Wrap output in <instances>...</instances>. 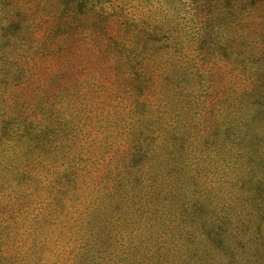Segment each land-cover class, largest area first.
I'll return each mask as SVG.
<instances>
[{"label":"trees","instance_id":"trees-1","mask_svg":"<svg viewBox=\"0 0 264 264\" xmlns=\"http://www.w3.org/2000/svg\"><path fill=\"white\" fill-rule=\"evenodd\" d=\"M166 1L157 3V7L162 8ZM103 2L0 0V99L5 95L3 98L10 101L6 116L1 114L0 108V142L13 149L16 156L0 162V264H53L47 259L39 263L41 259L33 252H29L31 260L22 257L23 263L21 257H8L20 244L8 243L11 236L4 237L2 229L9 228L8 232L12 230L13 235L25 236L30 240L27 246L35 249V238H39L43 245L52 240V245L56 246L62 238L61 231L73 234V225L76 224L81 240L76 243L74 253H70L72 257L67 258L69 264H188L184 260L192 256H197L193 264H214L212 257H207V252L211 251L198 248L195 241L209 243L215 251H219L220 246L224 249L222 244L227 241L225 249L231 250L227 256L236 257L245 243H253L254 235L249 232L254 226L264 232V199L256 196L254 185L250 187V182L256 181L260 173L254 157L264 162V156L257 155L263 151L262 148L250 150L245 147L250 141L247 133L254 128L251 125L264 115V67L249 74L253 60L232 56L231 62L238 67L245 83L234 98L236 102L223 100V97L217 100L220 97H214V90L207 89L210 85H203L200 80L198 83L191 71H188L191 76L187 73L184 78L185 71H182L178 83L173 79L169 82L166 73L174 68V59L169 61L164 53L168 50L162 54L156 41L152 40L153 44L148 45L149 39L146 38L152 37L153 29L162 19L157 18L156 23H137L130 19L134 22L130 25L126 23V15L125 21L122 15H104L106 11L100 9ZM200 3L204 6V13L198 17ZM191 4L195 7L190 27L195 40L193 48L201 47L210 55L221 56L218 58L221 60L230 53L229 49L238 47L241 40L242 46L252 42L255 54L259 55L264 66V31L260 30L264 29V0H196ZM210 12V16L206 15ZM247 18L254 20V24L251 30L245 31L247 27L241 26L240 21ZM77 29L86 31L83 34L91 39L99 40L95 50L97 58L106 55L111 61L113 75L109 91L101 93L96 89L99 80L88 82L87 88L82 87L83 82L77 88L80 83L74 79L75 84L69 85L62 76V69L51 72L43 81L36 73L33 77L30 74L31 80L29 72L23 80L16 81L27 72L22 69L21 62L29 64L33 55L37 56V61L65 58L68 46L76 43V34L82 33H75ZM252 30L254 38L250 33ZM214 34L218 36L213 43ZM143 56L149 57L151 65L159 64L161 71L165 72L158 88L153 89V99L148 102L140 94L138 80L139 61ZM37 61L32 62L34 67ZM37 69L33 68V72ZM116 82H120V88ZM12 84L16 85L15 91L27 88L30 99H35L36 108L37 99L45 96L43 86L52 90V97L63 98L61 106L73 104L79 93L83 96L88 93L84 98L87 95L94 98L95 108L104 103L103 97L110 102L124 94L126 104L110 112V116L114 115L107 123L109 143L99 145L96 162L87 164L95 166L91 173L93 186L88 193L81 195V199L67 194L78 188L87 190V181L82 177L88 176L90 170L81 171L68 151V146L77 137V123L56 119L55 115L40 107V115H35L37 120L15 117L22 109L15 92L6 91L9 85L14 87ZM155 91L160 92L159 99L155 97ZM35 93L41 96L34 97ZM181 93L183 95L179 97ZM212 104L214 107L209 108ZM241 106L246 108V116L239 115ZM187 109H193L194 117L193 111L190 117ZM33 112L34 108L30 109L29 113ZM101 118L98 116L93 121L96 130ZM115 131V134L111 133ZM24 134H33L29 145L24 151L14 152ZM116 134L122 144L113 147L111 137ZM221 149L229 156L226 162L218 156ZM242 149L249 152L242 153ZM105 151L107 155L103 157ZM245 163H249V167L245 168ZM200 164L203 168L193 171ZM241 166L244 172H241ZM39 171L46 172L43 185L49 188L44 195H37L38 189L31 197L29 189H21L22 178L24 174L35 175ZM182 181L185 185L181 184ZM10 187L21 192L14 195ZM5 188H10L9 194L2 193ZM233 188L237 189L236 193L232 192ZM259 210H263L262 216L258 215L257 220L252 221ZM81 212L83 219L73 224L76 221L74 216ZM173 220L176 221L172 223ZM159 227L162 231L158 233ZM126 228L143 231V239L139 241L137 235L125 236ZM174 230L182 234L169 235ZM147 241L149 244L143 245ZM226 263L237 264V261L228 259Z\"/></svg>","mask_w":264,"mask_h":264},{"label":"rangeland","instance_id":"rangeland-1","mask_svg":"<svg viewBox=\"0 0 264 264\" xmlns=\"http://www.w3.org/2000/svg\"><path fill=\"white\" fill-rule=\"evenodd\" d=\"M162 1L163 0H104L103 3H100L103 6H100L101 8L100 7L99 8L102 9L101 11H106L104 15H108V16L122 15L123 21H125L124 16L126 15L127 17L126 23H130V25H134V22H130V19L134 20L137 23H140V21L147 23H152L154 21L153 23H156L157 18L162 19L157 23V26L153 29L154 34L152 35V37L146 36V38L149 39L148 45L153 44L152 40H155L156 45L162 48V54L165 50H168L164 53L169 58V61H172L174 59V63H173L174 70L171 67V69H169L168 71L170 73H166L168 78L170 79L169 82L171 81V79H173L172 81H174V83H178L179 80L181 79L179 78L180 77L179 74H182V71L183 72L185 71V76H183V78L188 76L187 75L188 71H191L192 76L193 74H194L193 77L196 76L198 83L200 80L203 85H207V86L210 85V87H207V89L211 88L212 90H214L213 91L215 93L214 97L215 98L220 97L217 98V100H220L223 97V100L235 101L234 98L240 92L241 88H243L245 83L241 78L242 74H240V72L238 71V67L231 62L232 56L234 55L233 57H236L237 59L238 58L242 59L243 57L250 61L253 60L251 62L252 66L249 69V74H254L253 72L256 71H261L264 67L262 61H260L259 55L257 56L255 54L256 49L252 46V42L250 44L242 46L243 42L241 40L240 45L234 49H229L230 53L226 52L228 54L222 56L221 60L218 59L221 56L210 55L209 53L205 52V50L201 47L200 49L197 47L193 48L192 42L194 43L195 40L193 39L194 35L193 37L191 35L193 34V32H191L192 29L190 27L193 24L192 17L193 15H195V13L193 12L195 7L192 6L191 2L196 3V0H167L166 3H162V8L157 7V3ZM97 2L95 3V5H97ZM200 5H202V3H200ZM205 12H207V10ZM203 13H204V6L202 5V7L198 9L196 15L198 17H201ZM206 15L210 16L211 12ZM163 18H167V19H163ZM171 20L174 21V23ZM243 20L244 21H240V25L243 27H247V29H244L245 31L248 29L251 30L250 28H252L254 24V20L248 18ZM95 26L96 25H93L92 27ZM142 29L143 28H140L139 31H142ZM260 30L264 31L263 28H260ZM78 31L82 33L76 34L78 37L76 43L68 46L69 52L65 58L59 59L57 61L44 58V59H38L37 61V56L33 55L32 58H29L30 61L29 64L21 62L22 69L26 70L27 72H24L22 77L20 79H17L16 81L19 82L21 81V79L23 80L28 72H29L28 73L29 78H31L30 77L31 75L33 77L34 74L36 73V75L40 77L43 81L50 77L51 72L56 71V69H62L64 72L62 76H64L65 80H68L67 82L69 83V85H72L74 83V81L72 80L74 79V80H78L77 82L80 83L77 86V88L81 86L82 82H83L82 87L87 88L88 82L99 80V84L96 87V89L99 90V92L101 93L107 90L109 91V89L111 88L109 83H111L112 75H113V72L110 68V65L112 64L111 61L106 55H102L100 59L99 57L97 58L98 54H96L95 50L97 49L96 43H98L99 40L93 37L92 36L93 34L90 33V35L94 39V42H89L90 40L93 39H91L88 35L83 34L86 33V31L77 29L75 33ZM237 31L240 32L242 30H237ZM101 32L102 30L98 28V33ZM252 32L253 30L250 31V33ZM105 33H108V30H106ZM148 33H150V31H148ZM217 36L218 34H214L213 43H214V39ZM252 36L254 38L253 33ZM156 37L158 38L156 39ZM160 41L167 43L169 46L163 45L162 43H160ZM221 42H223V39L221 40ZM137 44L139 45V35H138ZM59 47L63 48L64 45H60ZM167 47L170 48L168 49ZM54 48L56 47L54 46ZM224 48L226 49V47ZM216 52H219V50ZM246 55H248V57H245ZM148 58H149L148 56H143L139 61L141 68L138 75L139 76L138 80L140 84L139 85L140 94L144 95L145 102H148V100L153 99L154 97L153 89L158 88V86L161 83L160 77H162L161 75L165 73L161 71V67L159 64L151 65V63L148 61ZM33 61H37L35 62L37 63L35 67L34 64L32 65ZM170 63L172 64V62ZM38 66L39 68L37 69ZM33 68L37 69V71L33 72ZM189 75L191 76V74ZM84 79H86V81ZM31 80L33 79L31 78ZM114 83H115V79H114ZM116 83H118V88H120L119 85L120 82H116ZM89 85L91 86L92 89L94 88L93 84H89ZM13 86H14L13 88L11 87V85L6 87V91L8 93L15 92L20 108L22 109L21 113H17L15 117L20 119L21 118L25 119L28 117L27 119L29 120H31V118L34 117L35 120H37L35 115H40L38 109L45 108L47 112L55 115L56 119H60V120L68 119L70 122L77 123V130L75 131L77 137L76 140L72 141L71 142L72 144L68 146L69 149L68 151L73 154L72 161L78 163V165L81 167L80 168L81 171H83L82 169H90V170L88 176L85 175L82 177L84 181H87V190H81V188H78L76 190L68 191L67 194L72 198L79 196L81 199L82 198L81 195L88 193L91 187L93 186L92 184L93 176L91 173H93V169L95 166L94 164L93 165H87V164L88 162L91 161L96 162L97 156L95 155V153H99L97 147L109 141V136H106L107 133H110V131L107 129L108 128L107 123L109 118L114 115L113 114L110 116V112H113L115 108L122 107L123 105L126 104V101H124L125 99L124 94L119 95V97L117 96L114 101H110V102H107L108 99L106 101V98L103 97L104 103L101 104L99 108H95L96 102L94 98H88V95L87 98H84V96L88 93H84V96L79 93L77 94V97H74L75 102L73 104H69L68 106H65L64 104L63 107L61 106L63 98L60 96L52 97L51 96V94L53 93L52 90L46 86H43L42 88H44L46 91L44 93L45 96L37 99L38 104L36 108L34 105L35 99H30V97L28 96L27 88L25 89L24 87H22L20 88V91L18 90L15 91L16 85ZM31 86L33 87L34 90L35 86L33 83L31 84ZM245 87H247V85ZM148 90L149 92H152V95H150L149 92L145 93ZM37 95L41 96V94L35 93L34 97H37ZM160 95L161 94L159 91H155V97L157 99H159ZM182 95L183 93L179 94V97H181ZM1 99H0V108L2 109L1 114L3 116H6L9 113L10 101L7 97L3 98L2 100ZM237 103H239V101H237ZM215 104H212L208 107L213 108ZM32 108H34V112H33L34 114L29 113L30 109ZM243 108L244 107L241 106V108L239 109V115L246 116L247 110L246 108L244 109ZM262 109L263 108H259V110ZM186 111L189 114V116L192 117L191 112L193 111V109H187ZM14 113L16 114V112ZM100 115H103V118H101ZM8 116H10V114ZM98 116L99 118H101V120H99L100 122H98L100 123L99 129L96 130L95 129L96 123L94 124L93 121L97 119ZM193 117H194V111H193ZM193 119L196 120L195 118ZM251 126L254 128L249 129L250 132L247 133L250 135V141L247 145H245V147L249 148L250 150L262 148L263 153L257 155L264 156V147H263L264 115L258 117L257 120L255 121V124L253 123ZM109 128L112 127L109 126ZM123 130L124 128L121 131ZM117 131L119 132V129ZM111 133L115 134L116 131ZM32 135L33 134L22 135V137L19 138V142L17 143L18 146L17 149L15 150L14 148V152L24 151L27 148V145H29ZM239 137L242 140L240 135ZM111 142L113 143V147H117L122 144L121 143L122 141L119 140L117 134L112 135ZM2 149H4L5 151H2ZM12 151L13 149L8 148L6 145H3L0 142V162H5L6 160L12 158L15 159L16 156L14 153H12ZM234 151L235 150L233 149V152ZM246 152H249V150L242 149V153H246ZM106 153H107L106 151L103 152L102 156L103 157L106 156L107 155ZM218 156L219 157L222 156L224 162H226L227 159H229L228 158L229 156L224 154L222 152V149L218 152ZM252 157H254V155ZM254 162H255V167L259 170L260 173L257 175L256 181L250 182V187L254 185V188L257 189L256 196L260 195L264 199V162H262L261 160L255 157H254ZM219 163L220 160H218L217 165H219ZM245 164H247L245 168L249 167V163H245ZM202 166L203 165L201 164L196 165L193 168V171H196L199 168L202 169L203 168ZM242 166H241V172H244ZM45 173L46 172L43 171H39L35 175L23 173L25 176H23L22 178V184H23L21 186L22 191L29 189L28 195L33 197L36 190L39 189L37 195L39 196L41 194L44 195V193L49 188L43 185L44 183L43 179ZM38 180L39 182H37ZM181 184L185 185L184 181H182ZM10 188L14 195L19 194L21 192L16 187H10ZM10 188H5L2 191V193L9 194ZM236 190H237L236 188H233L232 192L236 193ZM182 191L183 189L180 188V192ZM239 192L242 194L241 191ZM251 200L254 199L251 197ZM77 207L78 209H81V207L78 204ZM258 212L259 214H256L254 218L253 217L251 218L252 221H256L258 215L259 217L262 216L260 214L263 213V210H259ZM160 214L161 213H159V215ZM82 215H83L82 212L77 213L73 218V220L76 218V221H74L73 224L77 223L78 219L82 220L83 219ZM175 221L176 220H173L172 223H174ZM76 225L75 226L73 225V234L71 231L66 232V234L64 233V231H61L62 238L59 239V243L56 246L52 245V240L47 242L45 245H43L42 244L43 242L39 240V238L38 239L35 238V244H36L35 249H32L31 246H27L30 243L29 239H25V236L20 237L18 236V234L13 235L14 233L12 230L8 232L9 228L2 229L1 234L4 237L11 236L10 237L11 239L8 243L12 242L14 244H20L18 246L17 251L11 252V255H9L8 257H21V262H22V257H28L31 260L32 257L29 254L33 252L36 254V257H39L41 259L39 263L45 262L47 259L48 261L53 262V264H60V263L69 264L70 260H67V258L72 257L70 253H74V248L76 243H78V241L81 240V236H80L81 234L80 232H78ZM194 226L195 225H192V227ZM160 229L161 227L158 228L157 230L158 233L162 231ZM197 230L198 229L196 227L195 232ZM169 233H171L169 235H173V237H176L178 233L182 234V232H177L176 230ZM249 233H251V235H254L252 239L253 243L252 242L245 243L244 247L240 250V253L236 257L227 256L231 251L229 249L228 252L225 249L228 246L227 241L225 244H222L223 247L225 246L224 249H222V247L220 246L219 251L212 250V248L209 246V243H203L199 241L198 243L197 241H195V245H197L198 248L204 251L206 250L211 251V252H207V254L209 255L207 257H212V263L214 264H218V263L227 264L226 262L228 259L231 261H237V264H263L264 263V232L261 230L259 231L254 226V230L250 231ZM124 234L125 236L137 235L139 241L143 239L142 238L143 231L140 230H132L130 228H126L124 230ZM54 237L55 236H52V239H54ZM237 241L240 242L238 239ZM134 243L136 242L134 241ZM177 243L180 244V240H178ZM148 244H149L148 241L143 243V245H148ZM195 257L197 256L186 257L184 263H188V264L195 263L196 262Z\"/></svg>","mask_w":264,"mask_h":264}]
</instances>
